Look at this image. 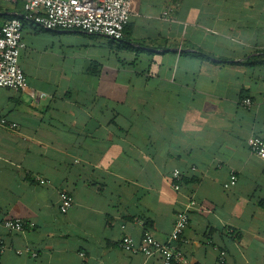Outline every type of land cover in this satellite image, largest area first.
<instances>
[{"label": "crops", "instance_id": "0c3cea01", "mask_svg": "<svg viewBox=\"0 0 264 264\" xmlns=\"http://www.w3.org/2000/svg\"><path fill=\"white\" fill-rule=\"evenodd\" d=\"M133 10L122 41L23 28L28 87L0 88V117L17 124L0 127V264H157L119 243L165 241L189 198L198 209L179 245L190 262L218 264L223 250L229 264H264V166L247 145L264 138V0ZM22 14L0 1V26ZM65 34L89 43L55 48ZM61 191L74 199L65 214ZM17 219L21 232L2 226ZM26 248L37 255L16 253Z\"/></svg>", "mask_w": 264, "mask_h": 264}, {"label": "built area", "instance_id": "2783aa9c", "mask_svg": "<svg viewBox=\"0 0 264 264\" xmlns=\"http://www.w3.org/2000/svg\"><path fill=\"white\" fill-rule=\"evenodd\" d=\"M10 3H22L23 18L27 22L44 28L45 30L82 31L87 34L102 35L114 41H120L124 36L130 16L134 13V0H0ZM23 42V20L12 17L0 26V88L20 92L28 87V80L20 66L19 58ZM39 97H46V93H37ZM244 108H249L251 99L241 100ZM0 127L15 130L17 124L0 117ZM247 145L252 154L257 156L264 166V138L252 135L247 139ZM173 188L180 189L181 171L174 169L172 172ZM237 182L235 173L230 174L229 180L224 183L225 189L233 187ZM42 185L48 182L39 178ZM60 212L65 214L74 204L73 196L66 191L59 193ZM198 209L194 198H189L181 211L177 214L175 224L168 238L159 241L150 233H145L140 239L125 236L119 246L124 251L140 253L145 257L158 258L157 264H193L185 256L179 243L183 241V233L189 223L190 212ZM2 226L9 232H21L25 224L21 220H4ZM29 226H33L30 224ZM5 245L0 239V254L5 250ZM17 254H37L30 248L17 250ZM84 259V253H80ZM81 264H86L82 262ZM218 264H229L226 253L218 252Z\"/></svg>", "mask_w": 264, "mask_h": 264}, {"label": "rangeland", "instance_id": "374dc122", "mask_svg": "<svg viewBox=\"0 0 264 264\" xmlns=\"http://www.w3.org/2000/svg\"><path fill=\"white\" fill-rule=\"evenodd\" d=\"M62 37L59 38L61 40V45H55V48H58L59 46L63 48V50L67 51V48H72L70 45H73L74 48L84 49L81 47L89 43L87 38L81 34H65Z\"/></svg>", "mask_w": 264, "mask_h": 264}, {"label": "trees", "instance_id": "16d2710c", "mask_svg": "<svg viewBox=\"0 0 264 264\" xmlns=\"http://www.w3.org/2000/svg\"><path fill=\"white\" fill-rule=\"evenodd\" d=\"M17 17V16H16ZM18 17H20V19L21 20H23V28L26 26V23H27V21L23 18V16L22 15H20V16H18ZM12 18V17H11ZM127 26H128V24H127ZM126 26V27H127ZM126 27H125V29H126ZM37 29H39V30H42V31H44L45 29L44 28H41V27H39V26H37L36 27ZM124 32H125V30H124ZM124 37V36H123ZM123 40V38L120 40V41H122ZM201 56H203V57H205V55H203V54H201V53H199Z\"/></svg>", "mask_w": 264, "mask_h": 264}]
</instances>
